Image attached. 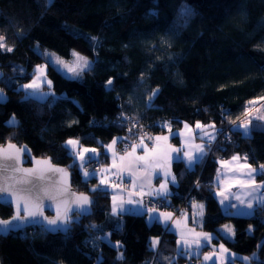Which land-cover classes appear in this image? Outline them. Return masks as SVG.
Masks as SVG:
<instances>
[{"label": "trees", "instance_id": "1", "mask_svg": "<svg viewBox=\"0 0 264 264\" xmlns=\"http://www.w3.org/2000/svg\"><path fill=\"white\" fill-rule=\"evenodd\" d=\"M185 6L193 15H181ZM0 10V36L6 47L13 48L12 52L0 50V80L12 82L10 86L0 82L9 96L0 104V143L8 138L27 143L33 154L50 155L65 167L71 163L60 147L66 139L79 137L84 146L103 152L101 142L127 136L130 125L121 127L116 122L121 112L138 118L144 132L156 134L160 128L153 125L163 121H171L173 128L182 126L177 121L195 124L197 120L214 121L221 127L224 110L227 132L228 120L243 119L248 102L264 97V0H51L50 4L46 0H0ZM37 44L68 59L72 50L78 51L96 61L95 67L79 82H70L49 68L48 78L61 98L24 102V93L17 92L16 85L28 83L34 67L46 62L35 51ZM17 68L25 72L14 71ZM109 77L114 78L111 91L104 87ZM157 86L156 107L147 108L146 97ZM13 114L19 121L16 128L3 123ZM90 120L97 123L90 124ZM226 147V152L214 155L226 158L235 152L248 153L249 163L258 166L264 163V129H254L247 138L234 133ZM217 167L210 156L203 168L185 173L172 198L173 207L168 209L186 208L190 214L188 198L202 202L203 230L218 234L221 225H237L231 240L221 236L213 241L239 256L255 253L251 264H264V248L257 247L264 241V211L257 210L248 218L230 217L205 187ZM172 169L179 178L184 165L174 164ZM70 171L76 190L93 195L89 188L97 180L85 186L79 172ZM197 178L199 189L193 187ZM109 211L110 198L100 196L92 214L74 223L67 235L44 232L40 227L27 236L21 231L0 236V262L97 264L101 257L102 264H168L164 257L174 258L172 264L197 261L178 256L176 235L164 234L161 225L150 226L147 217L125 215L123 229L117 231L116 220L108 219ZM11 213V207L0 206L2 217ZM89 224L102 225V229H89ZM104 233H111L112 243L120 241L123 247L117 250L106 241L95 240ZM156 236L161 244L154 252L148 244ZM120 252L123 260L117 259Z\"/></svg>", "mask_w": 264, "mask_h": 264}, {"label": "snow or ice", "instance_id": "2", "mask_svg": "<svg viewBox=\"0 0 264 264\" xmlns=\"http://www.w3.org/2000/svg\"><path fill=\"white\" fill-rule=\"evenodd\" d=\"M46 2L50 4L51 0ZM181 15H193L192 9L185 6L181 9ZM90 40L95 42L96 38L91 37ZM0 50L13 51V48L6 47L3 36H0ZM35 51L46 62L34 67L29 74L31 80L28 83L16 85L15 90L24 93V102H55L61 98L54 91L53 81L48 78L49 68L70 82H79L83 80L85 73L93 71L96 64V61L75 50L71 51L69 60L48 50L40 51L38 44ZM14 71L24 73L25 69L17 68ZM0 77H3V73H0ZM0 82H4L6 86L12 83L10 79ZM113 84L114 78L109 77L104 82V87L111 91ZM159 93L158 86L151 90L146 97L147 108L156 107L154 101ZM63 98L70 99L66 96ZM7 100L4 89H0V103ZM260 101H264V97L248 102L249 106L245 107L242 114L243 119L228 120L231 127L227 132L223 127L224 110H221V127H217L214 121L205 124L197 120L194 126L186 121H177L183 124V128L174 131L171 121H163L153 125L162 132L166 130V134L161 135L144 132V126L139 123L138 118L121 112L116 122L121 127L130 125L127 127L128 135L113 136L108 144L101 142L103 152L95 147H85L79 137L66 139L60 145L71 161L66 167L54 164L52 157L37 158L26 144L18 146L8 138L6 144H0V206L11 207L12 215L8 219L0 218V233L21 230L26 225H40L44 232H62L67 235L74 223H79L82 217L92 214L94 205L103 196L110 198L107 216L109 220H116L117 231L123 229L125 215L147 217L150 226L161 225L164 234L176 235V251L180 257L198 259L203 249L211 246L212 251L203 253L201 264H236L237 260L241 264H251L255 253L252 257L239 256L231 253L223 243L218 248L212 244L213 240H219L221 236L231 240L235 235V229L231 225H223L216 230L218 234L215 235L196 230L197 226L202 228L205 223L203 203L188 198L191 215L186 208H175L173 211L166 209L173 207L172 198L177 194L175 190L179 188L185 173H195L197 167L203 168L206 159L212 156L219 167L215 170V177L205 187L225 212L230 217H252L257 210L264 211V179L257 180L258 176L264 177V163L254 167L249 163L248 153L243 156L235 153L229 159L214 155L216 151H227L226 145L232 142V134L239 133L247 138L254 129H264V103ZM128 102L131 103V98ZM73 103L79 107L77 101ZM3 123L11 128L19 126L15 114ZM71 123L68 124L69 127ZM89 123L95 125L97 122L90 120ZM220 137L224 138L223 141ZM176 138L180 140L178 147L170 143L171 139ZM121 143L124 144L122 152L117 150V145ZM105 159L110 160V163L105 164ZM25 163H31L32 166L24 167ZM174 164L184 165L179 178L172 170ZM73 169L79 172L85 186L91 180H97L89 188L93 195L78 193L73 189L70 171ZM154 180L158 184H154ZM193 187L201 188L199 178ZM230 209L236 211L230 212ZM46 211H52L54 215H45ZM190 219L192 227L189 226ZM86 227L102 229V225L97 224ZM252 231L253 228L249 225L248 232ZM110 236L111 233H104L95 237V240L106 241L117 250L123 247L120 241L113 244ZM160 244L161 238L156 236L149 239L148 247L155 252ZM257 247L264 248V241ZM117 259H124L123 252L119 253ZM163 259L172 264L174 258ZM97 264H102V257Z\"/></svg>", "mask_w": 264, "mask_h": 264}, {"label": "water", "instance_id": "3", "mask_svg": "<svg viewBox=\"0 0 264 264\" xmlns=\"http://www.w3.org/2000/svg\"><path fill=\"white\" fill-rule=\"evenodd\" d=\"M0 14H1V10H0ZM1 64H2V61L0 60V67H1ZM0 73H3V71L1 70V68H0ZM0 89H3L1 86H0ZM4 93H5V95L7 96V97H9L8 96V93L4 90ZM4 103H6V102H4ZM4 103H0V104H4ZM12 143H15V144H17L18 146L19 145H24V144H26L29 148H30V146L27 144V143H21V144H19V143H17V142H15V141H11ZM7 143V141L6 142H4V143H0V144H6ZM33 154V153H32ZM35 157H37V158H41V157H52V156H50V155H48V156H37V155H35V154H33ZM53 161V160H52ZM53 163L54 164H57V165H59V166H61V167H65L64 165H62V164H58V163H55L54 161H53ZM32 165H31V163H25L24 164V167H31ZM72 187H73V189L75 190V191H77L76 190V188L72 185ZM78 193H79V191H77ZM83 193H86V192H83ZM86 194H88V195H90L89 193H86ZM11 215H12V213H11ZM11 215L10 216H8V217H2L1 215H0V218H3V219H8V218H10L11 217ZM45 215H48V216H52V215H54V212H52V211H46L45 212ZM29 226H31V225H26L24 228H26V227H29ZM37 226H40V225H37ZM23 228V229H24ZM22 230V229H21ZM17 231H20V230H13V231H10V232H17ZM9 232V233H10ZM52 233V232H51ZM6 235H8V233H0V236H6ZM0 264H1V262H0Z\"/></svg>", "mask_w": 264, "mask_h": 264}, {"label": "rangeland", "instance_id": "4", "mask_svg": "<svg viewBox=\"0 0 264 264\" xmlns=\"http://www.w3.org/2000/svg\"><path fill=\"white\" fill-rule=\"evenodd\" d=\"M39 48H40V51H44V50H48V51H50V52H53V53H56L57 55H59L60 57H62V58H64L65 60H69V59H71V57L68 59V58H65V57H63V56H61L60 54H58L56 51H54V50H52V49H49V48H46V47H42V46H40L39 45ZM78 52V51H77ZM80 53V52H79ZM81 55H83V56H86V57H88L90 60H93L91 57H89V56H87V55H84V54H82V53H80ZM45 91H47V89H45ZM254 100H258V99H254ZM253 101V100H252ZM260 103H264V101H260ZM257 106H259V104L257 105ZM147 133H149V134H151V135H154V134H152L151 132H149V131H147ZM157 133H162V131L161 130H159ZM220 138H223V137H220ZM174 142H176V141H174ZM118 145H120L121 146V144H118ZM117 145V146H118ZM85 147H88V146H85ZM122 147V146H121ZM118 148V147H117ZM119 149V148H118ZM119 151H123V149H119ZM235 153H237V152H235ZM235 153H232L231 155H233V154H235ZM240 154V153H239ZM245 153H243V154H240L241 156H243ZM231 155H229L228 157H230ZM227 157V158H228ZM215 176V175H214ZM257 180L259 181V180H261L259 177L257 178ZM222 208V207H221ZM223 209V208H222ZM169 210H171V209H169ZM224 210V209H223ZM171 211H173V210H171ZM225 211V210H224ZM225 225V224H224ZM223 225H221L219 228H221ZM205 232H212V231H205ZM214 235H215V233L214 232H212ZM212 244L213 245H215L216 247H218L219 246V244L220 243H215L214 241H212ZM230 251V250H229ZM207 252H210V250L209 249H203V252L201 253V255H200V258L202 257V259H203V253H207ZM231 253H235V252H233V251H230ZM241 255V254H240ZM193 263H195V264H197L198 263V261H193ZM199 264H201V263H199Z\"/></svg>", "mask_w": 264, "mask_h": 264}, {"label": "crops", "instance_id": "5", "mask_svg": "<svg viewBox=\"0 0 264 264\" xmlns=\"http://www.w3.org/2000/svg\"><path fill=\"white\" fill-rule=\"evenodd\" d=\"M191 125L194 126V124H191ZM181 128H183V124H182V126L179 127V128H173V130L175 131V130H178V129H181ZM161 134H166V130H164V132H162V133H156V134H154V135H161ZM197 142H199V141H197ZM108 143H110V142H108ZM108 143H107V144H108ZM170 143L178 147V146L180 145V140L178 139L177 142H174V140H170ZM95 148H96V147H95ZM103 150H104V149H103ZM117 150L119 151L118 148H117ZM121 152H122V151H121ZM230 157H231V156H230ZM230 157H228V158L226 157V158H224V159H229ZM107 163H110V160H108ZM218 167H219V165H218ZM172 170H173V169H172ZM173 172H174V171H173ZM214 177H215V176H214ZM153 183H154V184H158V181L154 180ZM214 190H215V189H214ZM234 190H235V189H234ZM110 203H111V201H110ZM199 203H202V202H199ZM162 210H165V209H162ZM166 210L171 211V210H169V209H166ZM231 210H233L234 212L236 211L235 209H231ZM189 215H191V211H190V214H189ZM240 217L248 218V217H245V216H240ZM228 225H231L232 227H234V229L237 227L236 224H232V223H228ZM235 225H236V226H235ZM189 226H190V227L193 226L191 219L189 220ZM196 230H197V231H206V230H203V229H202L201 227H199V226L196 227ZM236 230H237V229H235V232H236ZM218 247H219V246H218ZM218 247H217V248H218ZM207 249H209L210 251H212V247H211V246H209ZM202 260H203L202 257L199 258V259H197V261H198L197 264L201 263Z\"/></svg>", "mask_w": 264, "mask_h": 264}, {"label": "built area", "instance_id": "6", "mask_svg": "<svg viewBox=\"0 0 264 264\" xmlns=\"http://www.w3.org/2000/svg\"><path fill=\"white\" fill-rule=\"evenodd\" d=\"M159 130H161V129H159ZM161 131H162V130H161ZM121 146H122V147H121ZM121 146L118 145L117 147H118L119 149H124V144H123V143H121ZM93 167H96V165H93ZM37 229H40V226H37V225H31V226H29V227H26V228L22 229V230H21V233H22L23 236H27L28 234H30L31 232H33V231H35V230H37Z\"/></svg>", "mask_w": 264, "mask_h": 264}]
</instances>
